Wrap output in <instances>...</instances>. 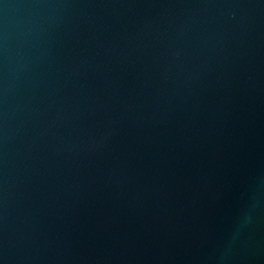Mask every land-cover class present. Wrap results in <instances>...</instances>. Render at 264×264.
Here are the masks:
<instances>
[{"label": "water", "instance_id": "1", "mask_svg": "<svg viewBox=\"0 0 264 264\" xmlns=\"http://www.w3.org/2000/svg\"><path fill=\"white\" fill-rule=\"evenodd\" d=\"M0 264H264V0H0Z\"/></svg>", "mask_w": 264, "mask_h": 264}]
</instances>
